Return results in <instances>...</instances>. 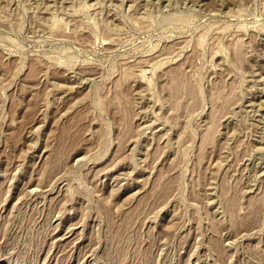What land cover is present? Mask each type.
Masks as SVG:
<instances>
[{
    "label": "rangeland",
    "instance_id": "374dc122",
    "mask_svg": "<svg viewBox=\"0 0 264 264\" xmlns=\"http://www.w3.org/2000/svg\"><path fill=\"white\" fill-rule=\"evenodd\" d=\"M0 264H264V0H0Z\"/></svg>",
    "mask_w": 264,
    "mask_h": 264
},
{
    "label": "bare ground",
    "instance_id": "6f19581e",
    "mask_svg": "<svg viewBox=\"0 0 264 264\" xmlns=\"http://www.w3.org/2000/svg\"><path fill=\"white\" fill-rule=\"evenodd\" d=\"M248 219H249V221H251L250 218H248ZM246 222H248V221H246Z\"/></svg>",
    "mask_w": 264,
    "mask_h": 264
}]
</instances>
